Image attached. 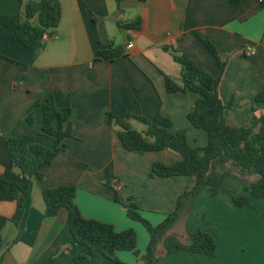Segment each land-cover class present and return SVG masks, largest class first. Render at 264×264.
Masks as SVG:
<instances>
[{"label": "crops", "instance_id": "1", "mask_svg": "<svg viewBox=\"0 0 264 264\" xmlns=\"http://www.w3.org/2000/svg\"><path fill=\"white\" fill-rule=\"evenodd\" d=\"M59 1L60 25L47 36L37 58L20 42L0 38V173L15 169L7 135L31 133L37 144L53 147L54 141L42 135L43 109L36 106L47 95L53 94L61 111L72 110L74 124L65 152L43 169V180L32 181L21 210L16 202L0 201V215L13 220L2 232L1 264H76V255L87 252L71 234L67 209L55 218L45 217L47 189L77 188L76 203L83 216L121 232L138 226L115 201V179L123 188L121 201L128 204L133 198L142 213H159L156 222L172 213L179 195L193 187L189 177H151L155 161L170 164L180 156L168 150L144 156L128 152L108 122L110 113L121 115L124 109L150 119L161 113L173 120L171 132H186L192 147L207 145V133L188 119L200 96L166 90L165 76L179 80L182 71L166 46H174L218 77L216 59L193 33L209 38L229 57L220 96L226 105L233 103L227 111L230 124L246 126L249 117L264 116V103L256 101L264 91V0H124L121 12L116 0ZM18 12L19 0H0V26ZM137 18L138 30L118 25ZM52 35L58 39H49ZM118 46L125 49L122 57H100L101 51ZM247 47L255 54L245 55ZM224 186L244 193L245 186L233 176ZM249 197L250 204L239 207L223 191L216 196L203 191L195 201L193 219L191 214L182 231H175L180 222L173 231L209 233L217 244L216 257L179 251L157 264H264V198ZM131 254L119 252L121 263L96 255L88 264H145L144 252L139 257Z\"/></svg>", "mask_w": 264, "mask_h": 264}, {"label": "trees", "instance_id": "2", "mask_svg": "<svg viewBox=\"0 0 264 264\" xmlns=\"http://www.w3.org/2000/svg\"><path fill=\"white\" fill-rule=\"evenodd\" d=\"M123 1L116 0L120 12ZM61 19L62 6L59 0H19V12L10 16L4 27L0 26V38L20 42L37 58L46 48L47 36L58 28ZM140 23V18H137L132 23L119 22L118 25L128 30H138ZM193 34L216 59L220 68L219 76L215 77L174 46H166L164 50L170 53L182 71L179 80L166 75L165 85L168 93L190 91L200 96L188 119L195 128L207 133L208 143L205 147H192L185 131L171 132L173 120L161 113L150 119L133 115L124 109L121 115L110 113L108 116L109 124L117 129L126 151L144 156L168 150L180 156L178 161L170 164L155 161L151 177H189L195 182L191 189L179 195L175 210L158 226H153L142 216L133 198H129L128 204L123 203L120 199L123 188L119 187L117 179L112 183L115 201L127 209L130 219L142 223L150 234L144 255L145 264H156L162 257L179 251L216 257L217 244L209 233L201 229L195 232L187 230L185 235L173 231L177 223L190 214L203 191L209 190L213 196L220 191L226 192L233 204L239 207L250 204V195L264 198V116L249 117L246 126L230 124L227 111L233 107V103L226 105L220 96V85L229 57H224L209 38L197 32ZM124 54L125 49L118 46L101 51L100 57L112 61ZM256 101L264 103V91L256 96ZM39 105L44 114L42 135L54 141L52 148L37 144L31 133L19 138L6 136L15 169L0 173V201L16 202L18 211L30 194L32 181L45 178L43 169L65 152L66 140L72 138L74 133L72 110L68 108L66 112L61 111L53 94L47 95L43 102L36 103V106ZM28 120L32 123L31 117ZM134 122L143 124L145 130H136ZM229 176L244 179V193L225 188L224 182ZM251 177L255 180H248ZM76 197L77 188L73 186H58L43 192L45 217L55 218L61 209H67L71 234L75 242L87 250L76 255V264H88L96 255L121 263L117 257L119 252H131L139 256L135 230L118 232L111 224L85 218L76 203ZM10 222L13 220L0 215V251L5 246L2 232Z\"/></svg>", "mask_w": 264, "mask_h": 264}, {"label": "rangeland", "instance_id": "3", "mask_svg": "<svg viewBox=\"0 0 264 264\" xmlns=\"http://www.w3.org/2000/svg\"><path fill=\"white\" fill-rule=\"evenodd\" d=\"M133 124H134V128L136 130H138L139 132H143L145 130V126L143 124H141L139 122H134ZM233 177H235V176H233ZM235 178L237 180H239L242 183V185L245 186V181H244L243 178H241V177H235ZM248 180L253 181V180H255V178L251 177V178H248ZM113 183H114V181H113ZM229 190H231V189H229ZM232 191H234V190H232ZM224 193H226V192H224ZM226 194H228V193H226ZM189 213L190 214L187 217H183L179 221L180 223H179V225H177L175 231H178V232L182 231L181 228L184 226L185 222L188 220V218H189V216L191 214H192V219H193V217L195 215V213L193 212V209ZM141 214L153 226H158L159 224H161L165 220V219L163 221L161 220L162 221V222L160 221L161 223L160 222H156L157 216L159 215V213H156V212L148 211V212H143V213L141 212ZM136 224H137L136 226H138L137 229H134V228L133 229L136 231L137 236H138V251H139V255L141 254V252H144V255H145L147 246H148L149 241H150V235L148 233V230L145 228V226L142 223L137 222ZM128 254H130V253H128ZM144 255H143V261L145 263ZM132 256L136 257L137 255L134 254ZM137 257H139V256H137Z\"/></svg>", "mask_w": 264, "mask_h": 264}, {"label": "built area", "instance_id": "4", "mask_svg": "<svg viewBox=\"0 0 264 264\" xmlns=\"http://www.w3.org/2000/svg\"><path fill=\"white\" fill-rule=\"evenodd\" d=\"M49 39L56 40V39H58V36L52 35V36H49ZM133 46H134L133 43H129L127 48L128 49H132ZM254 54H255V50L252 47H247L246 48L245 55L250 56V55H254Z\"/></svg>", "mask_w": 264, "mask_h": 264}]
</instances>
